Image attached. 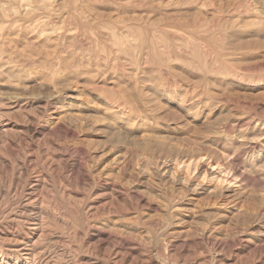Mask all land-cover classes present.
<instances>
[{
	"label": "rangeland",
	"instance_id": "374dc122",
	"mask_svg": "<svg viewBox=\"0 0 264 264\" xmlns=\"http://www.w3.org/2000/svg\"><path fill=\"white\" fill-rule=\"evenodd\" d=\"M257 164L264 0H0V264H264Z\"/></svg>",
	"mask_w": 264,
	"mask_h": 264
},
{
	"label": "bare ground",
	"instance_id": "6f19581e",
	"mask_svg": "<svg viewBox=\"0 0 264 264\" xmlns=\"http://www.w3.org/2000/svg\"><path fill=\"white\" fill-rule=\"evenodd\" d=\"M4 30V29H3ZM7 37H9V36H7ZM8 41V40H7ZM12 45V44H11ZM17 50V49H16ZM18 52V51H17ZM43 55V54H42ZM8 56V55H7ZM28 57V56H27ZM32 58V57H31ZM16 61V60H15ZM13 63V62H12ZM2 73V72H1ZM253 139V138H252ZM242 148V147H241ZM239 149V148H238ZM237 151V150H236ZM241 150L239 149L238 150V152H240ZM224 152V151H223ZM237 152V153H238ZM224 154H225V152H224ZM222 155V154H221ZM234 155V154H233ZM233 155H232V157H233ZM219 156H220V154H219ZM225 156V155H224ZM223 156V157H224ZM228 156L229 155H227V158H228ZM216 157V156H215ZM230 157V156H229ZM218 158V157H217ZM220 158V157H219ZM224 159V158H223ZM228 159H230V158H228ZM220 160V159H219ZM232 159H230V161H231ZM214 161V160H213ZM218 161V160H217ZM224 161H225V159H224ZM224 161H222L223 163H224ZM230 161L228 160V162L230 163ZM219 162V161H218ZM222 162H221V164H222ZM226 162V161H225ZM212 163V162H211ZM214 163V166H215V162H213ZM228 163V164H229ZM174 164V163H173ZM210 164V163H209ZM216 164H217V162H216ZM220 164V163H219ZM218 165V164H217ZM200 166V165H199ZM214 166H213V168H214ZM231 166V165H230ZM230 166H224L225 168H223V169H220V170H223L224 172L222 173V171L220 172V171H218V172H216L213 168L212 169H209L208 171L206 170V172H207V174H208V177L209 176H212V175H215V176H213L215 179L214 180H217V182H219L220 183V185L221 184H223V183H227V184H234V183H237L238 182V184L240 185L241 183H243V181L241 182V180H243L244 178H241V175H240V173H239V171H237V170H235V169H233L232 167H230ZM256 166V165H255ZM259 165L257 164V166L256 167H254V166H252V169H254L253 171H254V173H256V172H259L260 173V171L264 168V165H261V166H259ZM195 167V166H194ZM217 166H215V168H216ZM227 167V168H226ZM251 167V166H250ZM171 168V167H170ZM206 169V168H205ZM218 169H219V167H218ZM250 170H251V168H250ZM174 171V170H173ZM256 171V172H255ZM264 171V170H263ZM194 172V171H193ZM206 172H205V175H206ZM172 173V172H171ZM242 173V172H241ZM189 174V173H188ZM243 174V173H242ZM258 174V173H257ZM173 175V174H172ZM248 176V175H247ZM246 176V177H247ZM243 177V176H242ZM210 178V177H209ZM208 178V179H209ZM212 178V177H211ZM210 178V179H211ZM205 179V178H204ZM212 180H213V178H212ZM213 180V181H214ZM183 181V180H182ZM216 182V181H215ZM241 182V183H240ZM248 182V181H247ZM185 184V183H184ZM218 184V183H217ZM226 185V184H225ZM235 185V184H234ZM242 185V184H241ZM223 186V185H222ZM244 186V185H243ZM193 190V189H192ZM176 201V200H175ZM180 235V234H179ZM175 236V235H174Z\"/></svg>",
	"mask_w": 264,
	"mask_h": 264
}]
</instances>
